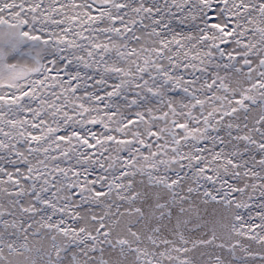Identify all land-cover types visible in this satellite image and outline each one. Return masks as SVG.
Instances as JSON below:
<instances>
[{"label":"snow or ice","instance_id":"6c2138e0","mask_svg":"<svg viewBox=\"0 0 264 264\" xmlns=\"http://www.w3.org/2000/svg\"><path fill=\"white\" fill-rule=\"evenodd\" d=\"M0 264H264V0H0Z\"/></svg>","mask_w":264,"mask_h":264}]
</instances>
